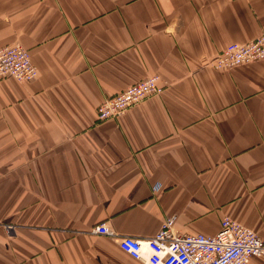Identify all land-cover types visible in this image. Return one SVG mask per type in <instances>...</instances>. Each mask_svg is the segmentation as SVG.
<instances>
[{"label": "crops", "instance_id": "crops-1", "mask_svg": "<svg viewBox=\"0 0 264 264\" xmlns=\"http://www.w3.org/2000/svg\"><path fill=\"white\" fill-rule=\"evenodd\" d=\"M263 34L264 0H0V48L39 72L0 79V264H144L102 223L150 240L230 218L264 238V61L211 67ZM150 76L161 94L99 120Z\"/></svg>", "mask_w": 264, "mask_h": 264}, {"label": "built area", "instance_id": "built-area-1", "mask_svg": "<svg viewBox=\"0 0 264 264\" xmlns=\"http://www.w3.org/2000/svg\"><path fill=\"white\" fill-rule=\"evenodd\" d=\"M256 61H264V34L255 41L230 44L211 63L228 71ZM39 76L30 52L20 44L0 48V79L13 78L30 83ZM163 91L159 76H150L121 94L107 98L98 109L99 120L115 119L150 96ZM93 233L115 239L122 252L144 264H250L264 259V238L236 220L224 218L220 232L213 237L181 235L174 220L167 221L156 238L140 240L120 237L102 223Z\"/></svg>", "mask_w": 264, "mask_h": 264}]
</instances>
